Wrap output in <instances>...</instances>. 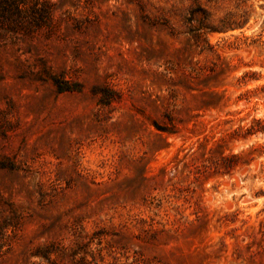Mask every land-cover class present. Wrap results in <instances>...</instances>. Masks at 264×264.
<instances>
[{"label": "rangeland", "instance_id": "rangeland-1", "mask_svg": "<svg viewBox=\"0 0 264 264\" xmlns=\"http://www.w3.org/2000/svg\"><path fill=\"white\" fill-rule=\"evenodd\" d=\"M53 1L0 34V264H264V0Z\"/></svg>", "mask_w": 264, "mask_h": 264}, {"label": "trees", "instance_id": "trees-1", "mask_svg": "<svg viewBox=\"0 0 264 264\" xmlns=\"http://www.w3.org/2000/svg\"><path fill=\"white\" fill-rule=\"evenodd\" d=\"M55 10L56 2L53 0H0V34H38L42 30L52 34L56 27ZM70 89L61 88V91ZM263 129L264 121L254 118L249 126H239L229 134L248 137ZM253 149L251 146L240 153L229 154L224 160L229 166L235 165L233 161L240 160Z\"/></svg>", "mask_w": 264, "mask_h": 264}]
</instances>
